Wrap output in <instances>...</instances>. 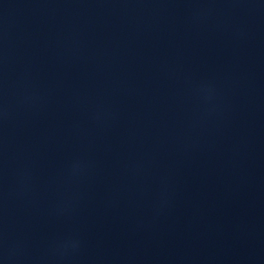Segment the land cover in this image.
<instances>
[{
  "label": "water",
  "instance_id": "1",
  "mask_svg": "<svg viewBox=\"0 0 264 264\" xmlns=\"http://www.w3.org/2000/svg\"><path fill=\"white\" fill-rule=\"evenodd\" d=\"M82 0H0V22L30 16Z\"/></svg>",
  "mask_w": 264,
  "mask_h": 264
}]
</instances>
